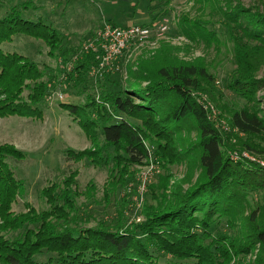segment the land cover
Returning a JSON list of instances; mask_svg holds the SVG:
<instances>
[{"label":"trees","instance_id":"trees-1","mask_svg":"<svg viewBox=\"0 0 264 264\" xmlns=\"http://www.w3.org/2000/svg\"><path fill=\"white\" fill-rule=\"evenodd\" d=\"M170 2L147 0V11L166 8ZM197 2L202 9L209 6L222 21L182 16L178 32L192 41L210 43L218 41V30L226 32L235 65L231 88L248 102L231 114L228 123L263 143L264 119L253 103L262 87L256 74L264 63V3L246 9L233 0ZM20 37L60 48L55 51L63 60L69 54L61 50L55 31L42 22L22 19L15 9L0 18V118L41 120L50 80H42L45 74L36 63L4 48ZM92 58L86 55L67 73L74 86L90 81L87 101L58 105L83 128L93 149H68L63 161L75 164L86 158L108 168L112 183L103 201L106 205L115 201L114 211L88 225L99 214L94 210L87 215L88 206L77 208L75 188L69 187L63 193L64 206L44 192L50 207L38 213L25 201L26 179L16 177L9 166L11 162L23 166L28 153L0 143V264H235L254 251L253 264H264V170L250 161L236 164L226 155L232 150L226 135L210 121L196 94L203 90V81H212L206 69L183 64L149 72L140 66L128 69L127 82L106 75L96 92L88 77ZM27 81L33 84L25 85ZM190 129L196 137L184 144L181 135ZM244 147L264 154V147ZM150 156L163 171L146 186L136 222L135 201L127 198L131 194L126 188L136 183L131 167L141 166ZM185 159L187 171L197 165L200 173L182 188V183L171 184L170 179L172 168L184 165ZM71 175L65 178L69 186L74 183ZM21 204L26 212H15L13 205ZM39 254L48 260L37 262Z\"/></svg>","mask_w":264,"mask_h":264},{"label":"rangeland","instance_id":"rangeland-1","mask_svg":"<svg viewBox=\"0 0 264 264\" xmlns=\"http://www.w3.org/2000/svg\"><path fill=\"white\" fill-rule=\"evenodd\" d=\"M28 1H31V4L27 5ZM233 1H238L246 9H252L250 6H260L264 3V0ZM147 6V0H0V18L15 9L22 19L42 22L55 31L62 43L61 50L63 49L65 52L67 50L69 56H65V60H63L64 57H61V53L55 51L60 48H49L42 41L28 37H20L11 45H4V48L22 54L28 60L36 63L45 74L42 80H50L51 91L62 93L64 96L62 102L83 105L87 101L91 83L87 80L79 86H74L76 82L72 80V77L70 75L64 77L67 73L65 70L62 73L65 63L75 55L79 57L76 62L83 61L86 54L82 53L87 41L95 37L105 24H110L108 21L122 27L149 26L151 27L150 36L130 45L115 63L105 68L106 70L102 72L101 76L91 74V69L94 66V57L92 58L88 77L95 85L96 92H98V82L103 83L106 75L127 82L130 79L127 75L128 69L135 71L140 66L149 72L160 67H174L183 64L204 67L212 81L211 83L203 81V90L196 94L205 106L210 107L207 108L210 121L215 123L218 130L226 135V144L232 148L227 151L226 155L231 160L239 156L240 160L233 161L236 164L250 161L243 156L244 154L255 157L256 162L264 161V154L250 151L244 147L251 144L264 147V142L258 140L254 142L253 139L238 132L228 123L231 114L247 107L248 102L239 95L240 92L231 88L235 83L233 76L235 65L233 63V45L226 38V32L218 30V41L211 43L209 40L192 41L178 32L179 19L182 16L191 20L201 19L209 22L212 20L222 21L221 16L211 14L209 6L202 9V4L197 0H171L166 8L157 7L151 11H147ZM163 10L165 11L162 12ZM161 28L164 29L162 32ZM256 75L258 81L260 80L259 85L262 87L255 92L253 106L258 117L264 119V83H262L264 82V63ZM32 84V81L25 83L29 86ZM26 94L25 90L23 98L27 97ZM46 103L41 120L18 118L17 116L0 118V143L14 145L28 153V159L23 166L9 163L16 177L26 179L25 193L27 197L25 201L28 205L33 206L38 213L48 210L50 204L43 198L44 192L47 191L45 193L47 197L50 195L57 197L58 203L64 206L63 193L67 192L69 187L75 188L74 200L77 208L88 206V212L84 210L87 215L94 214V210L99 214L95 215L94 220L88 223V225H93L94 221L101 217L100 215L104 217L107 212L112 214L114 211L112 206L115 205V201H112L110 205H106L103 201L106 188L112 183L109 170L106 167L91 164L86 158L80 159L75 164L71 160L72 162L65 165L63 159L66 157L68 149L74 151L92 150L93 143L86 136L83 128L78 126L73 118L59 107L58 104L61 102ZM195 137L196 132L191 129L181 135L184 144L192 142ZM186 160H184V165L172 168L171 172L174 176L170 179L171 184L179 182L182 183V188H187L198 178L200 170L197 165H193V170L187 171ZM102 161L104 162V160ZM256 162L253 163L256 164ZM131 170L135 171L136 177V183H130L126 188L127 193L131 194L127 198L131 201L136 198V191L141 185V175L148 176L145 182L146 187L154 183L163 171L151 156L141 166L131 167ZM70 173L73 175L69 179L74 182L71 183V186L66 184L67 179H65ZM186 178H191V180ZM96 204L98 206H95ZM130 205H132L131 202ZM13 210L21 213L26 212L27 208L23 204L13 205ZM256 253L257 251H254L246 258L240 257L242 259L236 260L235 264H253ZM48 258L39 254L36 261L46 262Z\"/></svg>","mask_w":264,"mask_h":264},{"label":"built area","instance_id":"built-area-1","mask_svg":"<svg viewBox=\"0 0 264 264\" xmlns=\"http://www.w3.org/2000/svg\"><path fill=\"white\" fill-rule=\"evenodd\" d=\"M164 29L161 28L162 32ZM151 27L142 26V25H129L126 27L122 26H113L110 24H105L104 27L96 33V36L87 41V45L83 48V53L86 55H93L94 57V66L91 69L92 75L101 76L108 66L115 63L122 53L128 49L130 45L135 44L136 42L147 39L150 36ZM79 59L78 56H74L70 61L65 63L64 70L69 73L73 70L74 63ZM66 73V76H67ZM65 77V76H64ZM62 93L56 91H51L47 96L46 102L54 104L63 100ZM199 103L202 105L204 110L207 112V108H210L208 105H204L198 98ZM208 118L210 116L207 114ZM245 158L252 162L255 161V157L250 156L249 154L243 155ZM240 160L239 156H236L232 161ZM257 164L264 170V161H257ZM147 175H141V185L137 189L135 201L136 213L133 216V220L139 221V217H135L140 211V207L144 200V194L146 193L145 182L147 180Z\"/></svg>","mask_w":264,"mask_h":264}]
</instances>
